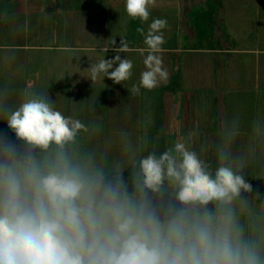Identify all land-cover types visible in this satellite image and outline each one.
I'll use <instances>...</instances> for the list:
<instances>
[{
    "label": "crops",
    "instance_id": "obj_1",
    "mask_svg": "<svg viewBox=\"0 0 264 264\" xmlns=\"http://www.w3.org/2000/svg\"><path fill=\"white\" fill-rule=\"evenodd\" d=\"M149 11V20L142 22L127 15L125 0H0V78L43 77L34 64L43 59L40 53H49L50 85L37 88L31 83L14 90L45 93L56 110L87 129L63 148L29 145L7 125L8 116L26 101L7 103V86L0 81V163L21 178L29 199L34 192L25 182L29 169L47 174L61 156L74 167L86 164L89 168H79L86 186L77 204L91 206L99 227L111 228L112 201L105 189L116 190L117 182L113 168L103 176L102 166L117 150L113 142L145 139L150 142L147 153L157 155L170 148L168 142H182L212 170L220 163L251 185V191L242 190L230 205L219 203L216 218L214 208L208 214L210 221L219 220L221 231L225 214L231 212L233 246L253 250L264 264V0H154ZM157 18L167 21L161 30L165 43L153 50L145 37ZM122 45L126 47L118 53ZM149 54L161 59L167 78L150 91L141 88L132 94L147 70ZM116 55L133 62L131 79L116 84L101 74L92 81L91 66ZM57 77L62 78L59 84ZM152 100L157 101L155 108ZM88 103L94 109L90 115ZM8 146L22 157L28 151L29 168L18 157L8 161ZM165 192L159 191L160 198ZM171 192L168 204L175 205ZM148 204L145 200L133 213L150 214ZM178 215L187 239L200 221L184 211Z\"/></svg>",
    "mask_w": 264,
    "mask_h": 264
},
{
    "label": "clouds",
    "instance_id": "obj_2",
    "mask_svg": "<svg viewBox=\"0 0 264 264\" xmlns=\"http://www.w3.org/2000/svg\"><path fill=\"white\" fill-rule=\"evenodd\" d=\"M152 4L154 0H125V11L133 20L147 22ZM166 26L167 21L161 18L150 24L145 37L149 48L158 50L165 43L161 30ZM144 64L147 70L141 73L139 85L132 86V94L141 88L150 91L167 78L157 56L149 54ZM133 66L120 55L104 58L91 66L90 79L95 81L103 74L122 84L131 79ZM7 125L17 138L44 150L53 143L63 148L81 130H87L80 120L56 110L43 96L23 103L8 116ZM172 152L180 155L179 162ZM138 175L142 177L137 185L141 191L146 187L158 192L168 180L176 189V199L185 205L213 201L230 205L242 190L251 191V185L230 167L221 165L213 175L182 142L170 151L142 158ZM25 182L34 189L30 199L16 172L0 163V264H260L253 250L233 246L231 212L225 214L224 228L215 236L209 218L207 223L196 225L187 239L184 222H170L165 237L155 217L126 212L116 190L109 187L105 196L112 201L108 210L113 226L100 228L101 221L92 207L77 204L86 182L79 168L65 157L61 156L47 174L29 169Z\"/></svg>",
    "mask_w": 264,
    "mask_h": 264
},
{
    "label": "rangeland",
    "instance_id": "obj_3",
    "mask_svg": "<svg viewBox=\"0 0 264 264\" xmlns=\"http://www.w3.org/2000/svg\"><path fill=\"white\" fill-rule=\"evenodd\" d=\"M49 53H40V59L37 61L36 64H34V69L36 68L37 70H40L44 76L43 77H20V78H13V77H8V78H0L2 86H7L6 88V93L5 95V100L7 103L10 102H16L19 100H24L27 101L30 99V97H35L34 95L38 96H43L45 97V93H36L32 94L31 92H28L26 94H20L18 92H15V88H24L26 84H34L37 88L42 87L46 88L48 85H50V80L46 76V72L49 66L50 61L47 60V55ZM59 80H62V78H55L56 84H59ZM65 80V79H64ZM62 84H65V81H63ZM42 90V89H41ZM35 91H39V89H36ZM2 95V94H1ZM152 107L154 108L157 106V101L152 100L151 102ZM92 104L88 103L87 104V111L88 115L94 110L92 107ZM114 145L116 146V151L113 152V157H107L105 158L104 164L102 166L103 168V176L108 175V171L110 172L111 168H113V176L116 178L117 186H116V192L118 196L119 202L122 204L124 207L125 211L128 213H133L139 210L143 202L146 200L148 205H150L151 213L153 217H155L161 224L162 228V233L165 237H168V225L170 222L177 221L179 217L180 211H184L186 215H188V218H197L200 221V224L207 223L209 218L211 219V216L208 214L211 211V208L215 209V214L214 217L216 218L219 213H221V205H219V202L216 201L215 205L212 207L209 204L207 205H199V204H182L176 199V189L173 187V185L168 181L165 180L163 183V186L160 188L161 189H166L167 193H163L162 197L160 198L159 191L158 192H153L151 189L144 188L143 191H141L138 188V184L142 181V177L138 175L139 173V161L147 156V146L150 142L141 140L139 142H134V141H129V140H122L119 139L117 141L113 142ZM170 145V148H168L167 151H170L173 149V144L174 142H168ZM201 145V143H200ZM201 149V148H199ZM146 150V151H145ZM190 151H193L189 149ZM77 150L75 149L72 152V155L76 153ZM20 152H16L13 150V148L7 147L6 150V158L8 161L13 158V160L18 157L19 162L22 163L24 161L25 165L29 168L30 163H29V153L26 151L25 156L27 157H22ZM172 154L176 157L177 161H180V155L178 153L172 152ZM5 156V155H4ZM197 156L201 159L200 153L197 152ZM5 158V157H4ZM221 162V160H219ZM11 162V161H9ZM22 164L19 163V167ZM206 166L208 170L214 175L215 171L218 167L221 166L219 163L218 167H215L213 170L211 166L206 163ZM77 168H89L86 164L82 166H77ZM116 168V169H115ZM110 174V173H109ZM106 177H104L105 179ZM165 187V188H164ZM173 191L170 194V196L175 197L174 202L177 201L174 205L168 204L169 201V195L168 192ZM145 194V195H144ZM164 200H167L164 201ZM104 206H102L103 208ZM105 209V208H103ZM200 211V212H199ZM195 212L197 213H202V214H194ZM194 214V216H192ZM219 221V220H218ZM210 222V230L215 236L218 232L219 229L221 228V223L220 222ZM235 238V237H234ZM172 243H175V240H172Z\"/></svg>",
    "mask_w": 264,
    "mask_h": 264
}]
</instances>
